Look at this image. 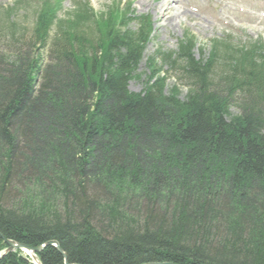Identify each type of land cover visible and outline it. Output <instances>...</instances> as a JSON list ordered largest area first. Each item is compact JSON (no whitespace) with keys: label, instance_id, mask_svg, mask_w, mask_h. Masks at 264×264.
<instances>
[{"label":"trees","instance_id":"trees-1","mask_svg":"<svg viewBox=\"0 0 264 264\" xmlns=\"http://www.w3.org/2000/svg\"><path fill=\"white\" fill-rule=\"evenodd\" d=\"M57 7L42 1L30 28L0 10V251L56 240L72 264H264V41L197 57L185 36L136 94L150 18L81 5L45 54ZM111 194L142 198L128 209L142 222L104 223ZM38 258L65 264L51 245ZM0 264L34 262L15 249Z\"/></svg>","mask_w":264,"mask_h":264},{"label":"rangeland","instance_id":"rangeland-1","mask_svg":"<svg viewBox=\"0 0 264 264\" xmlns=\"http://www.w3.org/2000/svg\"><path fill=\"white\" fill-rule=\"evenodd\" d=\"M15 0H0V7H8L12 5ZM31 3L32 1L29 0ZM83 0H65L63 8L59 12L58 18H69L72 11L77 10V3ZM92 8L105 17V10L107 5H112L114 2H119L121 7L128 2H131L134 16H149L153 21L154 32L152 38L148 42L145 49L144 56L140 61L137 71L133 73V78L129 82V90L136 94L142 92L146 87V81L152 75L153 68L147 60L154 54L161 51L169 52L176 50L179 42L183 36L194 37L197 46L195 47V54L199 57L202 47L205 53L208 54L212 41L218 39L230 38L234 44H251L255 40H264V0H171L170 8L163 11L162 4L165 0H86ZM162 9V10H160ZM164 12L165 14L161 16ZM26 11L22 9L16 12V16L20 19H25ZM117 18L121 15L118 11ZM180 19L176 20V17ZM133 26V25H132ZM231 41V43H232ZM26 53L23 47L21 55ZM20 55V57H22ZM2 57V56H0ZM168 79L165 83V92L173 89V86H178L180 98L184 99L188 88L181 83L177 77L169 72ZM234 111V110H233ZM227 186V185H226ZM129 190V189H128ZM110 200L118 203L120 209L112 208V202H108V207H104L103 218L104 223L115 225V221L121 219H128L132 223L138 225L142 222L139 218L141 215L137 211H129L128 209H138V201L143 204L145 201L139 197H133L135 194L117 196L111 194ZM120 197V198H119ZM140 200H139V199ZM119 210V211H117Z\"/></svg>","mask_w":264,"mask_h":264},{"label":"water","instance_id":"water-1","mask_svg":"<svg viewBox=\"0 0 264 264\" xmlns=\"http://www.w3.org/2000/svg\"><path fill=\"white\" fill-rule=\"evenodd\" d=\"M4 240H5V242H6L8 247L3 251L2 255L8 253L10 250H13V249L17 248V249H21L23 251H26L27 253H30V254L32 253V255L35 257L34 262H36V264H41V261H39V259L37 258L36 254L41 252L42 249L45 246L51 245V246H55L63 254L64 259H65V264H71L69 262V260L67 259V254H65L62 251V249H60L58 242L55 241V240L54 241H48V242L42 244V246H38V247H33V246L30 247V246H27V245H25V244H23L21 242L18 243L16 241L10 240V239H4ZM2 255H0V256H2ZM146 264H176V263H173V262H170V261L169 262H158L157 261V262H146Z\"/></svg>","mask_w":264,"mask_h":264},{"label":"bare ground","instance_id":"bare-ground-1","mask_svg":"<svg viewBox=\"0 0 264 264\" xmlns=\"http://www.w3.org/2000/svg\"><path fill=\"white\" fill-rule=\"evenodd\" d=\"M172 1L171 0H165V2H163V6H162V9H163V11L165 12V11H167V10H169V8H170V3H171ZM162 9H160V10H162ZM164 12H162V14H160L161 16H163L165 13ZM176 20H178V19H180V17L178 16V17H176L175 18ZM56 241V240H55ZM42 246V245H41ZM48 246V245H47ZM46 247V246H45ZM25 254L27 255V256H29L31 259L33 258V260L35 259V257L32 255V253L30 254V253H27V252H25Z\"/></svg>","mask_w":264,"mask_h":264}]
</instances>
